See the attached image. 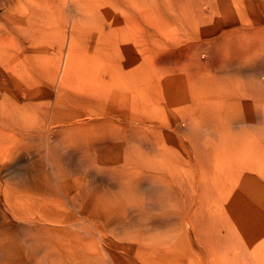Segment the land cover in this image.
Segmentation results:
<instances>
[{
	"label": "bare ground",
	"instance_id": "obj_1",
	"mask_svg": "<svg viewBox=\"0 0 264 264\" xmlns=\"http://www.w3.org/2000/svg\"><path fill=\"white\" fill-rule=\"evenodd\" d=\"M51 3L71 32L58 47L60 55L68 51L59 85L81 80L79 93L91 102L58 110L50 125L61 128L47 139L48 171L40 159L35 176L18 182L16 190L48 202L35 217L42 234L31 244L42 256L27 254V262L253 264L262 256L253 247L254 206L264 188L263 1L198 31L191 30L193 14L180 12L182 0H152L158 7L136 17L127 10L131 0H48L36 6L45 14L34 20L57 22ZM139 19L146 27L130 42L126 31ZM172 24L185 33L166 41ZM116 35L128 42L117 44ZM10 63L0 59L12 76ZM55 65L50 60L46 67ZM140 87L149 106L131 99ZM76 117L88 122L69 123ZM2 151L8 158L22 149Z\"/></svg>",
	"mask_w": 264,
	"mask_h": 264
},
{
	"label": "rangeland",
	"instance_id": "obj_2",
	"mask_svg": "<svg viewBox=\"0 0 264 264\" xmlns=\"http://www.w3.org/2000/svg\"><path fill=\"white\" fill-rule=\"evenodd\" d=\"M47 1L48 0H0V59L4 61V64L7 63L8 61H11V63L8 65L10 66L11 75H12L10 76L6 71H4L0 65V69H1L0 70V131H1L0 134L3 137V132H2L3 129H6L7 132L6 136L3 137V139L0 135V139H2V142L0 141V188H1L0 190L1 191L0 192L1 194L0 195L1 196L0 197V264H21V263L35 264L37 262V259L34 263H29L27 262V257L32 255L33 257L32 256L30 257L34 259L36 258V256L37 257L42 256V253H39L38 255L34 253L35 249L32 246L35 241V236L42 234V233H38L37 229L35 228V226L37 227V224L39 225L41 223L38 220V218L36 219L35 217H38L39 216L38 214L44 212L43 210L45 209V207L47 208V206H45L44 204L45 203L47 204L48 202L46 200H41L37 202L38 193L34 191L24 192V191L16 190V188L18 189L17 186H19V183L21 181L31 180L32 177L35 176L38 166L40 165L39 164L40 159L44 161L43 165L46 168V164H47L46 158L48 157L47 145H48V140L51 136L50 134L52 131L59 130L61 128V124L59 123L53 127H51L50 125L52 119L54 118V115L58 112V110L62 108L67 109L68 107L69 109H73L76 108L77 106H81V103L87 104L89 103V101L91 102L90 97L86 98L87 96L85 95L82 96L79 93L82 91L84 85V84L81 85V80H73L74 82L72 81V83H70L64 88H61V86L59 85L62 79L61 70L63 69L64 63L66 62L67 59L66 56L68 54V51L65 50L64 53H61L60 55L58 47H59V43L63 41L64 35H66V39L69 41L71 32H70V28L67 27L68 29H65L64 25L66 24V22L63 23V21L61 22L60 20V18L63 15L62 13H59L57 8L55 7V4L53 3L51 4L52 6H54L53 7L54 12H56V15L53 16H55V18H58L59 23L57 21L52 25H47V24L43 25L39 23V21L34 20L35 18H39L41 14H45L43 11L38 10L36 6L38 4H41L42 2H47ZM98 1L102 2L103 0H98ZM177 1H181V0H177ZM182 1H184V5L181 7L180 12L182 13L183 16L187 14H193V17L196 20V22H194V25L192 26L191 30L193 29L194 31L196 30L198 31V29H203L206 28L207 26H213L215 24L222 22L226 23L229 20H231L230 18L234 19V17L232 16H238L243 11L250 9L251 7L254 8L260 6L261 0H182ZM262 1L264 3V0ZM131 5L133 7L128 6L127 10L129 11V13H131L132 17H136L140 10L146 9V11L149 12L151 11L152 8L158 7V5H153L152 0H131ZM108 7L109 5L106 4H102L101 6V8H108ZM200 12H202V14H199ZM139 20L137 24L131 26V28L127 29L126 31V37L128 36V38L126 39H128L130 42L140 40L142 29L146 27V24L142 23L141 19ZM167 32H168V37L167 38L164 37V40L166 41L175 38L176 36H183V34L185 33L182 29H180L178 25H174V24L169 26ZM32 37L33 39H31ZM116 38L120 40V41H116L117 44H120L125 41L128 42V40L122 41V39L125 38H122L119 35H116ZM80 39L81 37L79 38V40L78 39L76 40V42H78L77 43L78 45H81L82 43ZM117 47H121V45H117ZM41 48H48L49 50L43 53L41 52ZM36 55H43L42 59H45V61L44 60H42V62L37 61V59H40L39 58L40 56H36ZM26 56H28L29 63L31 64V66H29L30 64L27 65L25 63L24 57ZM50 60L55 61L56 65L53 68L49 67L47 69L46 64ZM11 68H13V70ZM30 70L33 73H31ZM38 74L40 76H38ZM234 75H236V72L232 73V76ZM34 76L36 77V79ZM19 77H21L20 80ZM143 89L144 87H140L136 89L133 92V94H131V99L139 101L138 103H136L137 106H149V104H144L145 96H142L144 95ZM38 91H40V93ZM140 96H142L143 98ZM62 98H65L63 99L64 101L62 100ZM27 103L28 105H26ZM62 104H64V107H62ZM86 106H88V104ZM29 108L31 110H29ZM1 109L2 110L5 109V110L1 112ZM84 122L85 123L88 122L87 117H80V118L76 117L71 119L69 123L83 124ZM18 125H20L21 127ZM10 128L13 129L11 130ZM51 129L53 130L51 131ZM36 131L38 134L36 133ZM16 136L18 137L17 139ZM19 136L22 137L20 138ZM14 146L18 147L19 149H22V151L14 156H9L8 158L10 159L6 158L2 150H4L5 152V150L8 147H14ZM72 151L71 153H73L74 156L80 155V153H76ZM13 166L15 167L16 170L14 169ZM25 176L26 178H24ZM258 190H260L257 191L258 198H261V200L264 199V188L262 189L259 188ZM246 192L248 193V190H246ZM247 195L248 194H246V196ZM246 196H245L246 203L244 205H246V207L248 208L250 206L249 203L250 201L248 200L249 196L247 197ZM261 200L260 202L259 201L257 202L256 206H254L256 207V209L259 210V212L257 210L259 218L256 215L257 218L255 224L256 232L254 234V237L256 236L255 237L256 242L254 243L255 245L253 247V250L255 252L257 250L259 256L260 255L262 256L259 257L253 264H264V205H263L264 200L263 201ZM249 208L251 209L253 207L250 206ZM33 212H35V215H32ZM26 214H28V216H26ZM7 221L9 222L8 225H7ZM248 222L249 221L246 220L244 221V224L246 225ZM257 229L259 230V233H257L258 232ZM14 237L15 239H13ZM246 238L248 239L247 242L251 241L252 238L251 236H249L248 227L245 233V239ZM2 241H4V243ZM19 243L20 245H18ZM4 247H8L7 249L11 252V255L10 252L2 253ZM22 248L23 250H21ZM16 252L18 253L15 254ZM21 252H25V254L24 253L21 254ZM246 256L248 255L245 253V257Z\"/></svg>",
	"mask_w": 264,
	"mask_h": 264
}]
</instances>
